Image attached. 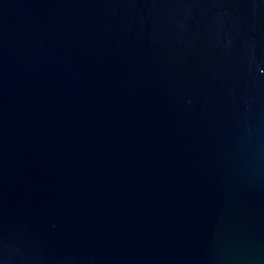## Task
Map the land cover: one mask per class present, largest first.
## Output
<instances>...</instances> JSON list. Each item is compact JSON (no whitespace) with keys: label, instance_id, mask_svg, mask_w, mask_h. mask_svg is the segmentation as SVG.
Instances as JSON below:
<instances>
[{"label":"water","instance_id":"1","mask_svg":"<svg viewBox=\"0 0 264 264\" xmlns=\"http://www.w3.org/2000/svg\"><path fill=\"white\" fill-rule=\"evenodd\" d=\"M0 264H264V0H0Z\"/></svg>","mask_w":264,"mask_h":264}]
</instances>
